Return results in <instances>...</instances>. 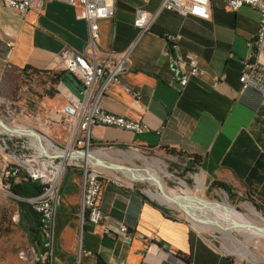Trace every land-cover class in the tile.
<instances>
[{"label":"crops","instance_id":"crops-1","mask_svg":"<svg viewBox=\"0 0 264 264\" xmlns=\"http://www.w3.org/2000/svg\"><path fill=\"white\" fill-rule=\"evenodd\" d=\"M160 5L161 0H116L114 17L99 20L97 47L101 52L119 53L132 46L130 68L122 82L139 92L135 102L120 85H109L99 98V106L140 120L150 130L135 135L95 125L90 128L93 145L147 151L168 148L191 154L205 180L228 185L264 212V100L254 88L241 91L238 79L242 60L250 51L248 43L257 30V12L247 6L229 11L221 0H212L210 20L161 10L150 29L140 35L133 26L136 10L155 12ZM78 13V7L50 0L40 12L29 11L22 16L4 7L0 0V96L13 90L25 67L40 72L61 68L57 55L62 50L84 52L89 29L85 20L77 18ZM165 33L180 34L178 51L182 55L192 52L198 59L199 72L185 87L168 69L163 53ZM63 103L61 95L45 100L46 106L54 109ZM55 130L57 137L64 135L59 126ZM39 138L45 141L43 145H51L49 140ZM91 155L111 159L106 151ZM129 158L141 156L131 153ZM126 173L131 179L159 185L147 167L145 171L131 169ZM80 199V188L67 172L57 204L53 264H157L150 256L148 262L144 261L151 242L165 243L184 254L188 264H241L195 234L187 221L163 215L136 187L116 182L104 185L101 209L108 214L106 223L111 229L105 235L92 234L89 224L79 230ZM174 205L178 204L174 201ZM122 226L132 233L129 242H123ZM244 236L258 237L246 231ZM79 248L92 254L78 256Z\"/></svg>","mask_w":264,"mask_h":264},{"label":"built area","instance_id":"built-area-1","mask_svg":"<svg viewBox=\"0 0 264 264\" xmlns=\"http://www.w3.org/2000/svg\"><path fill=\"white\" fill-rule=\"evenodd\" d=\"M50 0H1L4 7L14 10L24 16L29 11L40 12L45 2ZM79 8L77 18L88 24V42L83 53L70 49L62 50L57 59L60 67L73 75L79 82L76 90L67 86L62 89L64 103L58 117L49 113V120L56 122L65 131L64 146L51 143L50 147L40 144L37 132L31 125H14L5 123L1 126L4 135L10 143L3 140L4 150H14L7 154L8 161L0 174V190L11 193L14 183L31 180L42 185L41 192L25 201L29 203L38 215L39 246H34V256L39 264H53L54 240L56 232V212L62 177L67 167H76L82 176L81 199L78 209L80 225L86 222L94 235L110 233L106 223L109 218L100 206L103 187L107 183H114L110 171L98 165L96 158H87L89 153L104 151L112 147L93 148L90 139V128L95 125L109 126L139 135L148 132L150 128L140 120L130 119L122 115L110 113L99 106V98L104 95L109 85L117 84L130 94L135 102L139 100V92L122 82V77L129 71V53L132 46L123 52H101L97 47L100 37L99 20L113 18L115 15L116 0H55ZM225 9L237 11L247 6L258 14L257 30L249 41V53L242 60V71L239 75L240 89H256L264 100V0H221ZM212 0H161L160 8L155 12L137 9L133 19V26L139 34L147 32L157 14L161 10L175 12L181 16H195L202 20L211 18ZM164 55L167 57V66L171 76L181 87L188 84L190 77L199 72L198 59L192 52L182 55L177 48L181 39L180 34L165 33ZM5 100L0 98V104ZM7 110L8 107H7ZM23 114V110L19 109ZM4 126V125H3ZM9 126V127H8ZM24 129V133H16L11 129ZM7 129V130H6ZM38 133V132H37ZM48 140V139H47ZM13 141V142H12ZM25 143V144H24ZM20 148V150H19ZM12 194V193H11ZM13 195V194H12ZM15 196V195H14ZM123 242L131 240L132 233L125 226L120 228ZM81 253L90 255L91 251L81 250ZM180 253L165 243L151 242L145 250L144 261L148 257L155 258L157 264H172L171 254ZM181 257L182 254L180 253ZM186 264L188 261L185 257Z\"/></svg>","mask_w":264,"mask_h":264},{"label":"rangeland","instance_id":"rangeland-1","mask_svg":"<svg viewBox=\"0 0 264 264\" xmlns=\"http://www.w3.org/2000/svg\"><path fill=\"white\" fill-rule=\"evenodd\" d=\"M62 71V68H57L36 74H25L21 80H16L13 85V90L8 92L6 96H0V98L5 100L4 104H0V119H3L5 122L8 121V123L14 125H31L51 143L64 146L65 131L62 130L64 132L62 137H57L59 134L55 130L56 122L49 120L47 116L51 113L50 111L53 110V115L56 117L59 114L61 106H56L54 109L53 107H47L45 104L47 98H55L57 95L62 96V88L65 89V87L60 84L58 80L54 79L55 77L53 76V72L62 73ZM63 80L65 86L72 90H76L79 85L78 80L70 74H65ZM7 107L9 110H7ZM19 109H22L24 113L20 114ZM1 123L3 122H0V174L4 169L5 162L9 159L7 154L14 153V150L11 147L10 149H3V140L5 139L7 143H10V141H8L9 139L7 138V135L3 134L5 132L1 130V126L3 128L5 126L1 125ZM10 130L12 131L13 129L10 128ZM39 141L40 144H45V141H42V139ZM93 148L96 150L100 147L94 145ZM104 151L109 152L111 158H104V160L127 166L130 170L138 169L145 171L146 167L157 169V173L160 177V180L158 181L165 184L168 190H180V188L183 187L181 185V182L183 181L191 190V194H195V196L197 195L198 197L212 203L217 202L222 204L225 202L227 205L234 207L245 217L256 220L257 223L262 224L264 221V212L245 200L242 196H239L237 192L231 189L228 185H225L226 188H223L219 185H215L214 182L209 183V181L205 180L198 173L195 165L196 158L191 154L178 152L168 148L147 151L141 148L130 149L124 147L107 148ZM122 153H126V155L123 156L121 155ZM131 153L139 154L141 158H129ZM109 171L113 175L114 182L138 188L147 201L154 202L168 210L171 218L187 221L193 232L203 238L216 250L223 252L241 264H264L263 237L248 238L244 236V233H240L235 229H222L216 224L206 222L202 219V216L195 214L196 212L194 210L191 211L189 209L191 215H188L184 211L183 206L168 205L161 202L157 197L151 196L148 193V190L154 192L160 191L158 186L153 182L131 179L128 173H126V170L108 169V172ZM67 172L72 173L77 186L81 191L82 176L80 170L76 167H67L62 180ZM164 172H167L168 175H165ZM19 199L21 198L16 195L14 196V194L12 195L7 190H0V264H39L34 256V246L31 245L28 240L27 232L30 223L27 218H22L21 216L20 208L17 204V200ZM76 207L78 208V206ZM25 211H27V209ZM201 211L202 210H199L198 212ZM215 213L218 212L216 211ZM77 224H79L78 227L80 231H82L87 225L85 222L83 226H81L80 221L77 222ZM229 229L232 231L231 236L228 235ZM57 231L58 227L56 223L54 251ZM245 251H249V253H244ZM240 254L246 255L240 256ZM182 257L187 259L184 254Z\"/></svg>","mask_w":264,"mask_h":264},{"label":"bare ground","instance_id":"bare-ground-1","mask_svg":"<svg viewBox=\"0 0 264 264\" xmlns=\"http://www.w3.org/2000/svg\"><path fill=\"white\" fill-rule=\"evenodd\" d=\"M1 125L5 126V123H1ZM16 128H19V129H15L16 132H19L22 129L19 126ZM88 157L96 158L91 154L88 155ZM147 171L150 174V176L153 177L154 182L160 180V177L157 173V169L153 167H147ZM164 173L165 175H168L167 172ZM158 184L161 185V191L154 192L152 190H148V193L153 197H157L161 202L166 203L168 205H173L175 201L179 206L186 207L191 211L194 210L196 212L195 214L202 216V218L207 219L210 223L217 224V226L222 229H227V228H230L231 230L235 229L240 233L241 232L244 233L246 231V232L254 233L258 237H264V221L262 224L257 223L256 220L245 217L240 212H238L234 207L227 205L225 202H223L222 204H219L217 202L212 203L198 196L197 197L185 196L191 194V190L183 181L181 182V185L183 187L180 188V190H176V191L170 189L168 190L166 188V185L163 184L161 181ZM199 210L202 211L198 212ZM216 211L220 213L219 214L220 217L219 216L216 217L215 214ZM230 229L228 232L229 234L227 233L229 236H231V232H232L230 231ZM247 253H249V251H247ZM240 256H245V254H240ZM171 262L172 264H186L185 259L179 256L178 253L171 254Z\"/></svg>","mask_w":264,"mask_h":264},{"label":"trees","instance_id":"trees-1","mask_svg":"<svg viewBox=\"0 0 264 264\" xmlns=\"http://www.w3.org/2000/svg\"><path fill=\"white\" fill-rule=\"evenodd\" d=\"M24 75L26 74H36L41 73L38 70L32 69L31 67H25L23 71ZM70 74L66 71L61 72H53L54 79L58 81H62L64 83V75ZM71 75V74H70ZM73 76V75H72ZM74 77V76H73ZM75 78V77H74ZM76 79V78H75ZM65 84V83H64ZM215 185H219L220 187L226 188L224 183L222 182H214ZM42 190V185L39 182L26 180L21 181L20 183H14L11 187V193L16 195L17 197L21 198L17 200V204L20 208L21 216L22 218H27V220L30 223L29 230L27 232L28 240L33 246L39 245V233H38V215L34 212V210L31 208L29 203L25 201L26 198L36 196L38 195ZM153 206L159 208L163 215L166 217H170L168 210L165 208L159 206L158 204L154 202H150ZM27 209V211H25ZM180 256V255H179Z\"/></svg>","mask_w":264,"mask_h":264},{"label":"water","instance_id":"water-1","mask_svg":"<svg viewBox=\"0 0 264 264\" xmlns=\"http://www.w3.org/2000/svg\"><path fill=\"white\" fill-rule=\"evenodd\" d=\"M13 131H16V130H13ZM37 136H40V134L39 133H35ZM95 162L98 164V165H100V166H102V167H104V168H107V169H109V170H130V168L129 167H127V166H124V165H120V164H116V163H112V162H107L106 160H104V159H100V158H96L95 159ZM158 188H159V190L161 191V185L159 184L158 185ZM183 209H184V211L188 214V215H191L190 214V211H189V209L188 208H186V207H183Z\"/></svg>","mask_w":264,"mask_h":264}]
</instances>
